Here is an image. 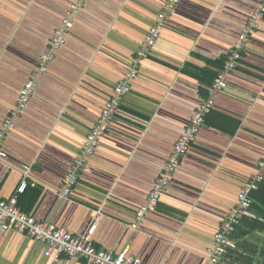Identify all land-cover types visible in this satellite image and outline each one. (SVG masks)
I'll return each instance as SVG.
<instances>
[{
  "label": "crops",
  "instance_id": "0c3cea01",
  "mask_svg": "<svg viewBox=\"0 0 264 264\" xmlns=\"http://www.w3.org/2000/svg\"><path fill=\"white\" fill-rule=\"evenodd\" d=\"M166 1L85 0L5 134L0 199L25 179L21 211L74 236L92 229L98 250H125L142 264H212L213 235L264 155V17L170 185L134 227L135 213L261 0H179L69 196L60 195L89 129ZM75 2L0 0V127ZM244 219L255 229L232 237L227 252L243 251L254 255L250 264H260L264 228L257 223L264 222L263 210L250 208ZM44 251L40 241L10 230L0 239V264H86L66 254L54 260ZM236 256L225 254L217 264H248Z\"/></svg>",
  "mask_w": 264,
  "mask_h": 264
},
{
  "label": "built area",
  "instance_id": "2783aa9c",
  "mask_svg": "<svg viewBox=\"0 0 264 264\" xmlns=\"http://www.w3.org/2000/svg\"><path fill=\"white\" fill-rule=\"evenodd\" d=\"M178 1H166L163 9L157 15L155 23L147 32L143 44L137 50L136 56L129 61L123 79L119 81L114 88V93L105 102L98 120L86 135L81 153L75 157L64 176L60 188V195L62 197L69 196L71 189L77 182L79 170L84 166L87 157L95 153L101 136L109 128L111 119L117 112L122 99L130 90V81L137 75L141 59L146 57L150 47L158 39L162 26ZM84 3L85 0H76L71 5L62 19L61 25L55 29L49 47L39 56V65L36 71L31 74L30 78L21 87L16 105L8 111V115L0 127V156L3 155L2 144L5 134L14 127L15 120L22 114L40 81V76L48 70V65L53 60L55 53L65 42L67 31L73 24V17L80 11ZM263 17L264 0H261L260 5L242 26L238 39L234 42L223 68L217 73L209 88L207 98L196 107L190 124L175 141L165 166L151 183L145 205L136 209L134 227L142 220L146 211L155 207L162 192L170 185L173 174L179 166L182 157L187 153L191 143L196 140L206 116L213 108L215 95L226 87L227 73L237 66L243 49L252 33L258 28V23ZM263 171L264 155L258 162L256 172L239 189L235 206L230 210L226 219L214 233L212 246L208 249L210 263H219L226 254L227 249L234 246L232 237L253 204L251 194L254 190L258 189L259 184L263 180ZM26 185L27 181L24 179L8 199H0V239L4 232L10 230L26 235L31 239L43 243L45 247L44 254L54 260L59 259L61 254H66L72 258L83 259L86 264H142L140 258L130 255L125 250L114 255L112 252L96 249L91 241L92 229L84 235L74 236L65 228H58L48 221H39L34 216L21 211L18 207V201Z\"/></svg>",
  "mask_w": 264,
  "mask_h": 264
},
{
  "label": "trees",
  "instance_id": "16d2710c",
  "mask_svg": "<svg viewBox=\"0 0 264 264\" xmlns=\"http://www.w3.org/2000/svg\"><path fill=\"white\" fill-rule=\"evenodd\" d=\"M252 196V199H253V204L252 206L250 207L251 209L252 208H255V207H258L259 209L263 210V213H264V207H261V205H264V179L263 181H261V183L259 184V187L257 190H254L251 194ZM248 226V228H244V226ZM257 228L259 229H263L264 228V222H259L257 223ZM252 229H255L253 223H251L249 220H245L243 221V223H241V225L238 227L237 231L234 233V239H241L243 237H245L248 233H249V230L251 231ZM244 245H247L246 241H244ZM243 247V246H242ZM228 254V257H235L236 255V258L237 260H241L243 262H247L248 264H250L253 260H254V255H248L246 253H244L243 251L242 252H238L236 249L233 250V249H230L228 250V252L226 253V255ZM252 256V257H251ZM262 257V262L260 264H264V253L261 255ZM244 259H247V260H244Z\"/></svg>",
  "mask_w": 264,
  "mask_h": 264
}]
</instances>
